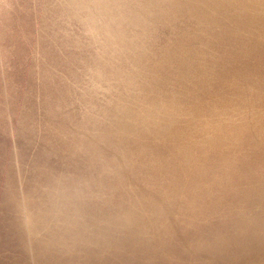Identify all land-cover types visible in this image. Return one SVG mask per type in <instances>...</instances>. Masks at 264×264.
Wrapping results in <instances>:
<instances>
[{"label": "rangeland", "instance_id": "obj_1", "mask_svg": "<svg viewBox=\"0 0 264 264\" xmlns=\"http://www.w3.org/2000/svg\"><path fill=\"white\" fill-rule=\"evenodd\" d=\"M0 264H264V0H0Z\"/></svg>", "mask_w": 264, "mask_h": 264}]
</instances>
